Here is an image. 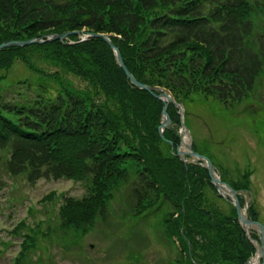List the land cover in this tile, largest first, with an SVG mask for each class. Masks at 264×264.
Returning <instances> with one entry per match:
<instances>
[{"label": "trees", "instance_id": "1", "mask_svg": "<svg viewBox=\"0 0 264 264\" xmlns=\"http://www.w3.org/2000/svg\"><path fill=\"white\" fill-rule=\"evenodd\" d=\"M256 15L264 16V0H0V43L73 30L108 33L138 82L167 89L185 106L186 124L193 102L215 116L256 120L244 107L264 75V32L254 35ZM78 39L70 34L66 41L0 49V70L20 61L32 72L12 80L0 73L7 171L30 182L86 183L82 196L64 197L58 208L63 230L91 229L113 190L129 182L133 216L162 213V233L177 249L169 264H246L259 234L248 236L234 207L216 203L222 196L206 167L185 166L176 155L177 108L167 105L170 126L161 137L164 102L129 81L102 37ZM70 74L84 84L75 85ZM192 148L202 152L195 141ZM250 174L227 181L245 190ZM247 214L258 219L252 203Z\"/></svg>", "mask_w": 264, "mask_h": 264}, {"label": "rangeland", "instance_id": "2", "mask_svg": "<svg viewBox=\"0 0 264 264\" xmlns=\"http://www.w3.org/2000/svg\"><path fill=\"white\" fill-rule=\"evenodd\" d=\"M252 18L257 36L264 32V16ZM0 73L10 80L32 76L20 61ZM69 77L75 85L84 84L71 74ZM244 107L253 111L256 120L246 114L230 120L220 113L213 115L206 105L191 103L185 140L195 141L224 181L240 180L251 171L246 189L239 191L244 199L242 209L247 215L252 203L264 224V75L257 79L252 102L248 99ZM7 157L8 151L0 150V264H169L177 258L176 246L162 233L161 212L132 215L129 182L113 190L105 215L99 216L91 229L85 233L63 230L58 208L64 197L82 196L86 183L65 177H40L30 182L24 173L11 175L7 171ZM225 197L214 199L228 210L231 203Z\"/></svg>", "mask_w": 264, "mask_h": 264}, {"label": "water", "instance_id": "3", "mask_svg": "<svg viewBox=\"0 0 264 264\" xmlns=\"http://www.w3.org/2000/svg\"><path fill=\"white\" fill-rule=\"evenodd\" d=\"M70 33L79 34V31H70V32L67 31V32H63V33H52V34L47 35L44 39L33 38V39L22 40V41L21 40H10V41L0 43V49L3 47L9 46V45H26V44L33 43V42H43V41L52 40V39L63 40ZM93 36L103 37L105 39V41L109 43V45L111 46V48L113 49V51L115 53V58L117 60V64L122 68V70L125 72L126 76L129 78V80L133 84H135L139 87H142V88H144V89H146L152 93L154 90L160 91V93L156 96L158 98H160L161 100L165 101V104L163 105L162 110H161V122L159 125V131H160L161 135H162L163 129L166 128L170 122L169 116L166 112L167 104L170 102V103H173L175 106L178 107L179 112H180L181 127H182V130L180 131L181 145H183L185 147V149L181 148V146H179L177 148V155L184 162L185 165L189 161V159L185 157L186 155L204 161L205 166L207 167V170L209 172L211 182L216 186V188L218 189V191L221 194H227L228 195L229 200L231 201L234 208L236 209L237 217H238L241 225L247 231L249 230L250 227H254V226H256L259 229L260 244L257 247V253H258L257 257H258L259 264H264V225L262 223L256 221V220H252V219L248 218L246 215L242 214L243 211H242V208L240 206L236 190L234 188H232L227 182L222 181L218 176H216V173L214 172L213 164L211 163L210 159L207 156L200 154V153H198L192 149L191 139H189L188 142L184 141L183 135H184V133H189V130L185 126L183 119H182V113H183L182 105L180 103H177L164 88L147 86L145 84H142V83L136 81V79L132 76V74L129 72V70L125 66L123 59L121 57V54L118 50V47L114 46V44L110 41L108 34L97 32V33H93ZM248 264H250V260H248Z\"/></svg>", "mask_w": 264, "mask_h": 264}, {"label": "bare ground", "instance_id": "4", "mask_svg": "<svg viewBox=\"0 0 264 264\" xmlns=\"http://www.w3.org/2000/svg\"><path fill=\"white\" fill-rule=\"evenodd\" d=\"M184 139H186V137H184ZM242 214H244V212H242ZM245 215V214H244ZM261 223V222H260ZM264 225V224H263ZM253 230H255V231H257L258 232V234H259V237H260V232H259V229L256 227V226H254L253 227ZM258 253L256 252L255 254H254V257H252L251 259H250V264H259V261H258Z\"/></svg>", "mask_w": 264, "mask_h": 264}]
</instances>
